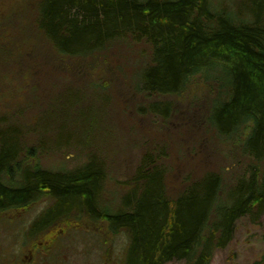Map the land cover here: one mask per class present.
<instances>
[{
  "label": "trees",
  "instance_id": "obj_1",
  "mask_svg": "<svg viewBox=\"0 0 264 264\" xmlns=\"http://www.w3.org/2000/svg\"><path fill=\"white\" fill-rule=\"evenodd\" d=\"M36 27L62 58L108 63L118 48L143 59L131 78L132 94L148 100L141 113L164 121L176 112L172 99L203 79L215 93L207 122L225 140L241 137L254 165L231 191L209 172L172 195L161 163L167 153L150 149L123 184L126 192L110 199L109 169L92 146L82 167L48 171L21 160L27 139L21 129L0 126V179L17 161L26 164L13 189L0 182V209L47 197L51 205L31 233L73 219L106 224L107 235L126 240L119 264H210L238 219L264 213V0H40ZM44 141L40 149L51 150ZM25 151L33 156V149Z\"/></svg>",
  "mask_w": 264,
  "mask_h": 264
},
{
  "label": "rangeland",
  "instance_id": "obj_2",
  "mask_svg": "<svg viewBox=\"0 0 264 264\" xmlns=\"http://www.w3.org/2000/svg\"><path fill=\"white\" fill-rule=\"evenodd\" d=\"M39 1L0 0V126L13 125L27 135L25 150L33 149V156L24 150L21 160L48 171H74L87 162L90 145L109 169L110 199L126 192L123 184L150 149L167 153L161 163L172 195L209 172L223 177L225 192L249 177L254 163L243 152L241 137L225 140L207 122L215 93L203 79L172 99L176 112L169 120L141 113L148 100L132 94L131 78L143 59L131 53L127 58L118 48L113 53L120 55L108 57V63L99 57H59L36 27ZM117 68L127 74L111 71ZM44 140L51 150L40 149ZM19 163L0 179L3 189L20 182L26 164ZM50 205L41 197L25 208L0 210V262L31 254L35 264H119L123 259L126 240L107 235L106 224L73 219L31 233ZM259 262L264 264V213L238 219L230 242L216 250L210 264Z\"/></svg>",
  "mask_w": 264,
  "mask_h": 264
},
{
  "label": "flooded vegetation",
  "instance_id": "obj_3",
  "mask_svg": "<svg viewBox=\"0 0 264 264\" xmlns=\"http://www.w3.org/2000/svg\"><path fill=\"white\" fill-rule=\"evenodd\" d=\"M4 210V209H0ZM32 254L29 256V258H21V257H15L12 259H8L6 261L0 262V264H35V260L31 258Z\"/></svg>",
  "mask_w": 264,
  "mask_h": 264
}]
</instances>
